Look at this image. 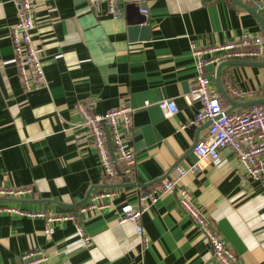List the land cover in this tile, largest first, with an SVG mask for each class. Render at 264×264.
Segmentation results:
<instances>
[{"label":"crops","instance_id":"obj_1","mask_svg":"<svg viewBox=\"0 0 264 264\" xmlns=\"http://www.w3.org/2000/svg\"><path fill=\"white\" fill-rule=\"evenodd\" d=\"M238 1L241 4L120 0L123 15L116 18L103 3L94 7L89 0H34L31 37L48 85L25 92L10 37L16 10L10 0H0V185L32 187L30 194L0 196V206L45 214L0 212V264H19V256L33 248L44 250L45 264H218L202 232L180 207L175 189L162 193L142 214L146 247L135 224L118 222L117 215L121 204H138L140 193L171 175L176 165L197 162L193 146L205 135L207 122L187 124L200 108L198 101L185 100L196 75L190 43L222 44L243 33L264 37L259 19ZM134 2L146 5L141 12L149 20L148 39H129L125 7ZM232 60L261 63L264 56ZM219 65L206 66L217 89ZM219 77L224 91L228 77L239 88L257 89L264 84V65L223 64ZM225 94L231 101L221 94V104L228 110H239L246 106L238 103L253 100ZM164 98L177 106L171 117L157 105ZM259 98L264 97L254 99ZM78 102L93 113L133 107L135 161L131 171L121 170L123 175L116 177L119 193L114 205L83 215L84 231L92 239L89 247L82 245L72 220H47V215L75 213L89 192L102 185L86 128L76 125ZM198 164L181 184L234 249L237 264H264V185L245 176L230 150H222L217 162L203 158ZM47 227L52 233H45Z\"/></svg>","mask_w":264,"mask_h":264},{"label":"built area","instance_id":"obj_2","mask_svg":"<svg viewBox=\"0 0 264 264\" xmlns=\"http://www.w3.org/2000/svg\"><path fill=\"white\" fill-rule=\"evenodd\" d=\"M10 1L16 10V21L10 27V37L21 86L25 92L46 87L48 83L43 62L31 37L35 27L36 4L34 0ZM242 1L258 12L264 20V0ZM89 3L94 7L105 4L106 12L112 17L118 18L123 15L120 0H89ZM190 48L196 75L189 82L185 100L189 104L198 101L200 108L187 124L197 125L209 122L205 135L193 146L194 154L198 160L206 158L217 162L222 150H230L237 157L245 176L258 180L264 185V102L251 104L235 111L228 110L222 106L221 94L211 84L206 73V66L211 63L219 65L223 61L232 59L261 58L264 56V37L262 34L243 33L225 43L211 46H198L191 42ZM225 91L233 98L254 99L256 96L264 97V84L257 89L250 87L242 89L228 77L225 82ZM157 105L166 117H171L178 110L175 102L169 98L161 99ZM75 109L80 117L76 125L86 128L90 139L89 145L94 149L101 167L102 185L89 192V199L80 204L75 213L62 217L47 215V220L59 218L72 220L82 245L89 247L92 239L84 231L83 215L102 212L114 205L113 201L119 193L115 184L117 171L118 169L124 172L131 171V165L135 161V152L131 143L133 107L122 105L109 108L103 113H93L86 103L78 102ZM105 128L108 129V138ZM108 139L112 152L108 147ZM198 160L186 166L176 165L171 175L165 174L159 184L140 193L138 204H121L117 220L118 222L132 221L137 233L143 237V245L146 247L148 239L144 236L141 216L162 193L175 189L180 207L189 216L193 225L202 232L211 248L213 260L218 264H237L238 255L234 249L226 244L209 224L206 215L194 203L191 192L180 182L188 172L199 169ZM31 192L30 185H0V196L19 197ZM1 211L45 216L41 211L29 212L7 205L0 206ZM45 233H52V228L47 227ZM47 259L43 249L33 248L19 256V264H45Z\"/></svg>","mask_w":264,"mask_h":264},{"label":"water","instance_id":"obj_3","mask_svg":"<svg viewBox=\"0 0 264 264\" xmlns=\"http://www.w3.org/2000/svg\"><path fill=\"white\" fill-rule=\"evenodd\" d=\"M233 1L241 4V2L238 0H233ZM243 6H245L251 13H253L259 19V21L263 27V30H264L263 18L259 14L255 13L250 7H248L246 5H243ZM145 8H146V5H145V3H142V2H140V3L134 2V3H127L126 4L125 17H126V23H127V31L129 33V39L131 41L136 40L135 39L136 37H139L140 39H148L151 36L149 20H148L147 16L141 12V10H144ZM223 64L264 65V62L258 63V62H248V61H240V60H228V61L222 62L216 70L215 80H216L218 90L221 92V94L223 96L226 97L225 91L221 85L220 77H219V70H220L221 65H223ZM228 100H230V99H228ZM262 102H264V98L253 99V100L241 102L238 104L242 105V106H247V105H251V104H255V103H262ZM229 110H231V109H229ZM208 123L209 122H207V124ZM105 130H106V134H107V138H108V129L105 128ZM108 147L110 149V152H112L111 143H110L109 139H108ZM117 174L123 175V173L119 169L117 171Z\"/></svg>","mask_w":264,"mask_h":264}]
</instances>
